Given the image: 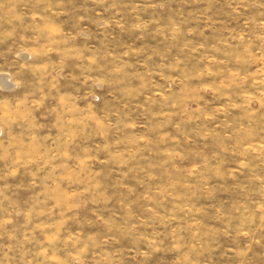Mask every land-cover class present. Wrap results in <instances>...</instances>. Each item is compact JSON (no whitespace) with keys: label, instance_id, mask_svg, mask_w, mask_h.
<instances>
[{"label":"rangeland","instance_id":"374dc122","mask_svg":"<svg viewBox=\"0 0 264 264\" xmlns=\"http://www.w3.org/2000/svg\"><path fill=\"white\" fill-rule=\"evenodd\" d=\"M0 81V264H264V0H0Z\"/></svg>","mask_w":264,"mask_h":264},{"label":"bare ground","instance_id":"6f19581e","mask_svg":"<svg viewBox=\"0 0 264 264\" xmlns=\"http://www.w3.org/2000/svg\"><path fill=\"white\" fill-rule=\"evenodd\" d=\"M2 80V79H1ZM5 81L7 82V83H9L8 81H7V79H5ZM1 82V81H0ZM6 82H4V83H6ZM8 85V84H7Z\"/></svg>","mask_w":264,"mask_h":264}]
</instances>
